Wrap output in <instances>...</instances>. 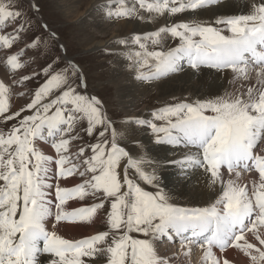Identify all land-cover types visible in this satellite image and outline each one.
Segmentation results:
<instances>
[{
	"label": "snow or ice",
	"instance_id": "1",
	"mask_svg": "<svg viewBox=\"0 0 264 264\" xmlns=\"http://www.w3.org/2000/svg\"><path fill=\"white\" fill-rule=\"evenodd\" d=\"M39 11L34 0H0V264H183L193 245L203 264H233L230 249L264 264V0L99 5L114 22L179 17L104 50L137 81L208 70L220 82L119 125ZM161 168L181 183L198 176L214 198L176 203ZM97 219L105 230L78 240L57 227Z\"/></svg>",
	"mask_w": 264,
	"mask_h": 264
},
{
	"label": "rangeland",
	"instance_id": "2",
	"mask_svg": "<svg viewBox=\"0 0 264 264\" xmlns=\"http://www.w3.org/2000/svg\"><path fill=\"white\" fill-rule=\"evenodd\" d=\"M96 1L93 0L92 2H89V4L87 3V5L84 6L82 8V10L80 11V13L77 15L75 12V8H77V6L82 4L81 0H74V1H72V0H34V2L37 3L39 8H40L39 13L36 14L37 19L41 23H46L48 25V27L58 35L59 42L61 44H63L67 49V56L69 58L73 59L75 62H77L82 67V70L87 77V82H88L87 91H88V93L93 94V95H97L103 99V101L105 103V107L107 108L109 114H111L114 118H116L117 125L120 124L119 117H121L122 115H131V114H128L126 105H124L123 100L119 97L118 87H116V84H115V76H116V79H117V77H120V76H118V73H120V72H121L120 74H122L123 71H124L123 74L128 73L129 75L127 74L126 75L127 77L126 76L125 77L131 78V80L135 84L144 85L147 87L146 90H147L149 99L145 101V104L143 105V107L149 106V107H151V109H154L158 106L163 105L166 102L171 101L174 97L178 98V99H183L185 97L192 99V97L190 96L191 95L190 93H185V95H183V93H180V94L176 93V95L175 94H173V95L168 94L169 96L168 95L164 96V97L161 96V94H160L161 90L160 91H158V90L161 87H163L165 84H158V82H164V81L168 80L169 78L173 77L174 75L154 82L153 84H158L156 86L157 87V89H156V87L153 86V84H151V85L142 84L141 82L135 80L133 77V73L128 71L126 69V67H125V69H123V71L119 70L120 64L122 66H125V63H126L125 60L122 59L120 56H117V55H106L104 52V50H105L104 48L112 49V50L119 52V51H121V49L114 43V41L117 40L118 38L129 37L135 33L126 35L125 37H117V38L116 37L113 38L112 37L113 35H109V37L108 36L105 37L103 34H101L102 29L96 24L95 18L88 16L89 15L88 10L92 9L95 6L92 9V12L94 11V13H95V11L99 5L106 4L108 2L110 3V1L111 2H114V1L113 0H105L107 2L102 1V3L100 2L99 4L97 3L99 1H97V2ZM94 2H96L97 4ZM71 10H74V11H71ZM65 11H66V13H65ZM29 14L31 15L32 13H29ZM73 14H74L73 17L70 16ZM101 14L102 13L99 14V12H96L95 17L97 16L98 19L101 18L100 22H102V20H103L102 23H104L106 26H109L113 30L115 28H117L116 26L118 23H114V21L111 22L109 20L104 19L102 17L103 15H101ZM142 14L145 15V17L147 19L148 14L147 13H142ZM166 18L167 17H165V18L159 17L158 20H156V22H152V23L139 22V21H129V22L135 23V24L138 23V25L140 24V26H141V24L142 25L144 24L146 26L148 25L147 27L151 28L152 24L156 25V23L159 21L164 22V20ZM172 19H175L176 22H179L178 21L179 17H172ZM110 22H111V24H110ZM160 26H164V25H160ZM160 26H158V27H160ZM158 27H156L155 29H157ZM155 29L151 28L150 30H146V31H152ZM10 30L11 29H9V31ZM141 33H143V32H141ZM111 40H114L113 43ZM97 43H99V44L101 43V46L97 45ZM3 57H4V53L0 52V63H3ZM117 63H118V66H117L118 68L115 66V65H117ZM113 71H115V72H113ZM113 74H115V75H113ZM175 75H177V74H175ZM173 80L175 82L178 81L177 78H176V80L175 79H173ZM174 81H172V82H174ZM172 82H170V83L173 84ZM24 103H25L24 99H19V98L15 99L13 101L14 110L19 109ZM143 107H142V109H143ZM134 112H135V110H134ZM121 131H124L125 134H127L126 128H122ZM92 202L93 201H91V200H85L81 204H82V206L85 204L90 205ZM181 204H183V203H181ZM100 230L101 231L105 230V224L101 226ZM167 250H168V247L166 248V251ZM173 250L179 251V245H176L175 249H172V251ZM200 254L202 256V252H201L200 248H198L195 245L191 246V257H190L191 260L190 261H192L191 262L192 264L200 263V261H199L200 259L198 260Z\"/></svg>",
	"mask_w": 264,
	"mask_h": 264
},
{
	"label": "bare ground",
	"instance_id": "3",
	"mask_svg": "<svg viewBox=\"0 0 264 264\" xmlns=\"http://www.w3.org/2000/svg\"><path fill=\"white\" fill-rule=\"evenodd\" d=\"M72 1H74V0H72ZM81 1H82V4L77 6V8H75V12H76L77 15L80 13L82 8L87 5V3L89 4V2H92L93 0H81ZM97 1H99V2H97ZM97 1L96 2L99 4L100 2L102 3V1H105V0H97ZM96 2H94V3H96ZM105 2H107V1H105ZM229 2L230 3H235L236 0H229ZM92 9L88 10V14L89 15L87 13L86 14L88 16H90V17L95 18L96 24L102 29L101 34H103L105 37H107V36L109 37V35H113L112 36L113 38L114 37L117 38V37H125L126 35L133 34V33L136 34L138 32L139 33L146 32V30H150L151 28L155 29L156 27H158L160 25H165L166 19H167L168 23H171L173 20H175V19H172V18L171 19L170 18H166L165 20L163 19L164 22L163 21H159V22L156 23V25L152 24L151 28H148L147 27L148 25L146 26L144 24L143 25L141 24V26H140V24L138 25V23L135 24V23H130L129 21H120V22H114V23H118V24L116 26L117 28H115L113 30L109 26H106L104 23H102L103 20H102V22H100L101 18L98 19L97 16L95 17V13L98 12L97 9H96L95 13H94V11L92 12ZM235 10H236L235 8H230V7H225V8L220 9L221 13H223V14H230V13H233ZM71 11H74V10H71ZM65 13H66V11H65ZM74 14L70 15V16L73 17ZM99 14H100V12H99ZM206 15L210 16L211 13H208ZM156 20H158V18H156L154 20V22H156ZM111 22H110V24H111ZM111 41L113 43L114 40H111ZM97 45L101 46V43L100 44L97 43ZM104 49H107V48H104ZM115 66L117 67L118 63ZM119 68H120L119 69L120 71L121 70L123 71V69H125V66H122L120 64ZM113 72H115V71H113ZM123 72H122V74H120L121 72L118 73V76H120V77H117V79H116V76H115V84H116V87H118V91H119L118 95H119V97L123 100L124 105H126L128 114H131L132 116L146 115L149 112V110H151V107H149V106H144L143 107V105L145 104V101L149 99V96H148V93H147V90H146L147 87L144 86V85L135 84L131 80V78H126L127 77L126 75L128 73L127 74H123ZM115 74H113V75H115ZM176 78L178 79L177 82H175L173 80V79L176 80ZM172 81H174V82H172ZM170 82H172L173 84H171ZM219 83L220 82L216 81L215 77L213 75H209L208 74V70H204V72H202L198 76L193 75L190 71H185L183 73L174 75L173 77L169 78L168 80H166L164 82H158V84H165L160 89L158 88L159 89L158 91L161 90L160 94L163 97L167 96L168 94H170V95L175 94L176 95V93H179V94L183 93V95H185V93H190L191 94L190 96L192 98H196V97H198V96H200L202 94H209V93L215 94V93H217ZM158 84H153V86L156 87ZM156 89H157V87H156ZM142 107H143V109H142ZM134 110H135V112H134ZM154 152L160 158H163L166 155L169 158H174V157L171 156V153H168L165 149L160 148V147L155 148ZM159 174L163 177L164 183L167 185V190H169L170 193L175 197V202L176 203H179V204L183 203L181 205H189V206H192V205L202 206V205H206L207 203H210L211 200L214 198L215 194L212 193L210 190H208L205 187L204 181L199 179L198 176L197 177H193V179L191 181H187V182L181 183L176 178L175 173L173 171L169 170V169L161 168V169H159ZM74 182H76V181H70L69 185L71 183H74ZM82 202L83 201H70L69 202V207L70 208H72V207H81L82 206V204H81ZM104 224L105 223H104V221L102 219H97L92 225L61 224V225H58L57 227H58V230H59L60 234H62L66 238L78 240V239H82V238H85L87 236L96 234L98 231H101L100 228ZM249 238L252 239L251 234H249ZM167 247L168 246L165 245V249H164L165 251H166ZM201 252H202V256L200 254V256L198 258V260L200 259L199 260L200 263H198V264H203L204 252H203L202 249H201ZM217 254L219 255V253H217ZM225 255H227L228 258L232 260L233 264H249L248 258L245 257L242 253L238 252L235 249H230ZM190 257H191V254H190V256L187 259H185L183 254H181L179 259L181 261H183V264H192L191 263L192 261H190L191 260Z\"/></svg>",
	"mask_w": 264,
	"mask_h": 264
}]
</instances>
